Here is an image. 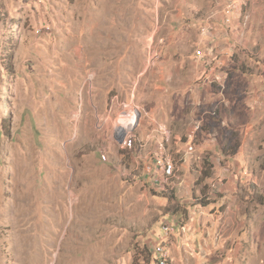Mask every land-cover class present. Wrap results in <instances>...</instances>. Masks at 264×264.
<instances>
[{
  "label": "rangeland",
  "instance_id": "1",
  "mask_svg": "<svg viewBox=\"0 0 264 264\" xmlns=\"http://www.w3.org/2000/svg\"><path fill=\"white\" fill-rule=\"evenodd\" d=\"M183 1L0 0V264H156L195 213L264 264V0Z\"/></svg>",
  "mask_w": 264,
  "mask_h": 264
},
{
  "label": "crops",
  "instance_id": "2",
  "mask_svg": "<svg viewBox=\"0 0 264 264\" xmlns=\"http://www.w3.org/2000/svg\"><path fill=\"white\" fill-rule=\"evenodd\" d=\"M179 3L184 4L185 1L177 0V4H175V7ZM234 11L235 10L232 9L229 12H227V11H225V9H223L221 12L222 13L221 15H223L222 16L223 21L229 22L230 20L227 21L226 18L229 17V15H231ZM209 25L211 26V23ZM205 38H206V36H204V40H205ZM206 41L209 42L208 40H205V42ZM215 54H216L215 57H218V52H216ZM218 61H219V58H218L217 62ZM205 63H206L205 61H203V60L201 61L198 57H196L194 55V59H193V61H191V66H190L192 68L191 73L194 75H199V74L203 75L206 71ZM181 66H184V63ZM223 68H224L223 69L224 76L226 77L227 69H226V67H223ZM190 78H192V77H189V80H191ZM177 83H180V84L182 83V85H187L186 81H178L177 80ZM155 89L158 92H161V95L162 94L166 95V93H167L166 87L159 85V86L155 87ZM185 91H189L188 86L184 90V92ZM158 150H160L159 145L155 146L154 152L157 153ZM196 216L197 215L195 213V215H190L188 217V219H187V231L184 233L181 232L178 229V227L172 233H166V231L163 229V234L161 236L165 240V246L168 249V255L173 259L174 263H176V264H180V263H184V264H221L223 261L222 257L224 255V253H223L224 249H223L222 244L217 246L219 241L213 242L215 240V238L213 239L212 236L207 237V234L205 233V229L203 228L205 226H202L200 224L201 218L196 217ZM172 222L175 223L177 226L179 225L177 222H174V221H172ZM218 234L219 235H217V236H220V233H218ZM220 238H222V236H220ZM219 240H221V239H219ZM189 253H191V255ZM228 258H230V259H228ZM226 259H228L230 262H232V260H237L235 257V254L232 257H227Z\"/></svg>",
  "mask_w": 264,
  "mask_h": 264
},
{
  "label": "built area",
  "instance_id": "3",
  "mask_svg": "<svg viewBox=\"0 0 264 264\" xmlns=\"http://www.w3.org/2000/svg\"><path fill=\"white\" fill-rule=\"evenodd\" d=\"M232 9H235V2L225 6V11H227V12H229ZM226 20L227 21L229 20L228 17L226 18ZM197 54L200 55V51H197ZM200 56H202V55H200ZM129 136L130 135L128 133H126V135L124 136V139L128 138ZM192 137H193V135L189 134L188 142H187V146H186V152L187 153H192L194 151V145L192 144V142H193ZM164 161H165L164 175L167 177L171 176L173 173L171 160L168 158H165ZM211 186L216 187V184L214 181L211 183ZM177 227L182 232L185 231V229H186L184 224L177 226L175 223L169 222V221L164 223V225H163V229L166 231V233L174 232L177 229ZM153 252H154V258H155L156 264H168L169 255H168V252L166 250L164 238L159 239L156 242Z\"/></svg>",
  "mask_w": 264,
  "mask_h": 264
},
{
  "label": "trees",
  "instance_id": "4",
  "mask_svg": "<svg viewBox=\"0 0 264 264\" xmlns=\"http://www.w3.org/2000/svg\"><path fill=\"white\" fill-rule=\"evenodd\" d=\"M9 57H10V55H8ZM211 168V165L209 164V167H208V169H210ZM260 168L264 171V159L261 161V163H260ZM204 177L206 178V177H209V173H207V172H205L204 173ZM263 203H264V201H262Z\"/></svg>",
  "mask_w": 264,
  "mask_h": 264
},
{
  "label": "bare ground",
  "instance_id": "5",
  "mask_svg": "<svg viewBox=\"0 0 264 264\" xmlns=\"http://www.w3.org/2000/svg\"><path fill=\"white\" fill-rule=\"evenodd\" d=\"M121 129V128H120Z\"/></svg>",
  "mask_w": 264,
  "mask_h": 264
}]
</instances>
